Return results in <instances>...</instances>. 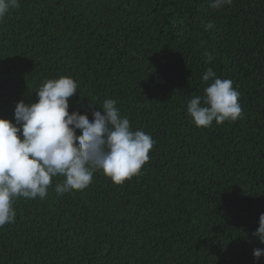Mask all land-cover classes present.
Returning <instances> with one entry per match:
<instances>
[{"label":"trees","instance_id":"obj_1","mask_svg":"<svg viewBox=\"0 0 264 264\" xmlns=\"http://www.w3.org/2000/svg\"><path fill=\"white\" fill-rule=\"evenodd\" d=\"M213 2L49 0L43 19L25 17L23 42L0 31V117L36 102L63 60L58 76L79 85L70 113L91 120L111 98L156 141L121 185L96 171L85 190L58 195L64 177L53 179L35 223L19 224L18 208L0 228V264H264L253 256L264 248L253 235L264 213V0ZM207 68L233 81L242 118L194 125L187 103L205 95Z\"/></svg>","mask_w":264,"mask_h":264},{"label":"clouds","instance_id":"obj_2","mask_svg":"<svg viewBox=\"0 0 264 264\" xmlns=\"http://www.w3.org/2000/svg\"><path fill=\"white\" fill-rule=\"evenodd\" d=\"M232 3L214 0L211 6L219 9ZM50 7L49 0H0V31L12 44L23 42L30 29L25 17L43 19ZM212 27L211 23L206 26ZM207 59L211 62V55ZM66 66L63 60L52 61L51 74L40 84L36 102H17L14 120L0 117V228L17 222L18 208L19 224L35 223L42 216L53 179L64 177L55 185L58 195L85 190L96 171L121 185L140 175L150 159L156 141L143 130L131 129L116 100L105 99L100 110L91 111V120L87 114L69 112V99L79 85L71 76H58ZM201 79L205 95L187 103L196 127L242 118L240 93L231 79L217 77L212 68ZM253 235L264 244V213ZM253 256L257 260L264 257V248H254Z\"/></svg>","mask_w":264,"mask_h":264}]
</instances>
